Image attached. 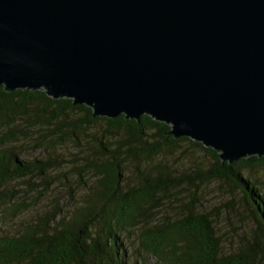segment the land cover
Listing matches in <instances>:
<instances>
[{
    "label": "water",
    "instance_id": "1",
    "mask_svg": "<svg viewBox=\"0 0 264 264\" xmlns=\"http://www.w3.org/2000/svg\"><path fill=\"white\" fill-rule=\"evenodd\" d=\"M0 86L261 157L264 0H0Z\"/></svg>",
    "mask_w": 264,
    "mask_h": 264
},
{
    "label": "trees",
    "instance_id": "2",
    "mask_svg": "<svg viewBox=\"0 0 264 264\" xmlns=\"http://www.w3.org/2000/svg\"><path fill=\"white\" fill-rule=\"evenodd\" d=\"M169 129L147 114L92 116L89 106L54 99L44 89L0 86V212L13 217L31 206L9 183L36 178L31 184L48 190L52 174L66 165L50 155L25 159L18 147L26 139H38L46 152L72 143L79 153L68 160L73 180L88 188L80 204H54L18 236L1 239L0 264H264V197L243 175L264 165V156L229 164ZM189 146L210 157L205 166L197 162L185 171L171 162ZM216 181L235 190L242 206L228 199L201 210L202 192ZM223 209L252 225L229 252L215 221Z\"/></svg>",
    "mask_w": 264,
    "mask_h": 264
},
{
    "label": "rangeland",
    "instance_id": "3",
    "mask_svg": "<svg viewBox=\"0 0 264 264\" xmlns=\"http://www.w3.org/2000/svg\"><path fill=\"white\" fill-rule=\"evenodd\" d=\"M37 143L38 139L36 142L34 138L26 139L21 142L18 149L20 152L22 151V155L25 159L50 155L56 157L59 161L65 159L66 165L61 168V172H54L52 174L55 177L52 178L51 183L53 184L48 187V190H37L41 189V185H32L34 181L37 183L36 178H32L29 183L28 181H18L7 185L9 191L15 192L17 196L30 202L31 206L28 210L13 217L5 210L0 212V241L3 238H11L21 234L27 225L35 221L39 215L43 214L45 210L51 208L54 204L59 203L69 206L72 199H74L75 203L80 204L84 194L88 191L87 187L80 189L75 184V180H73V171L69 168L70 162L68 160L78 159L79 153L72 143L68 144V142H66L65 146L63 144L61 146L57 145L52 152H46V150L43 149L44 145H37ZM185 156H187V159H185ZM209 159L210 157L208 155L198 150L196 147L192 148L189 146L184 154H179V156L172 159L171 162L176 165L180 162L178 165L179 169H188L187 171H189L194 168L193 165L197 162L205 166ZM243 175L248 177L257 186L264 197V165L249 171H243ZM66 177L68 181L65 180ZM186 190L187 189L179 190L178 193H184ZM182 198L184 200L186 199L185 196ZM34 199H36V201H33ZM228 199L233 201L234 207L242 206V201L235 190L224 182L218 183L216 181L205 187L199 202L201 210H210L212 207ZM173 207L174 206L170 207V209H173ZM166 208L169 209V206H166ZM238 218H240V216L235 217L233 213L231 216V211L227 212V209H223L215 220L218 224V231L221 234V246L225 252L235 249L238 235H242L243 233L249 236L251 234L250 227L252 225L250 222L245 217H242V220Z\"/></svg>",
    "mask_w": 264,
    "mask_h": 264
}]
</instances>
